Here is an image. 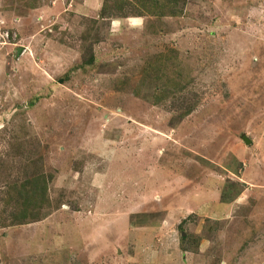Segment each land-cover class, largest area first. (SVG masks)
I'll return each instance as SVG.
<instances>
[{
    "label": "rangeland",
    "instance_id": "374dc122",
    "mask_svg": "<svg viewBox=\"0 0 264 264\" xmlns=\"http://www.w3.org/2000/svg\"><path fill=\"white\" fill-rule=\"evenodd\" d=\"M0 30V264H264V0H0Z\"/></svg>",
    "mask_w": 264,
    "mask_h": 264
},
{
    "label": "built area",
    "instance_id": "2783aa9c",
    "mask_svg": "<svg viewBox=\"0 0 264 264\" xmlns=\"http://www.w3.org/2000/svg\"><path fill=\"white\" fill-rule=\"evenodd\" d=\"M11 34L8 30H0V47L10 44Z\"/></svg>",
    "mask_w": 264,
    "mask_h": 264
},
{
    "label": "crops",
    "instance_id": "0c3cea01",
    "mask_svg": "<svg viewBox=\"0 0 264 264\" xmlns=\"http://www.w3.org/2000/svg\"><path fill=\"white\" fill-rule=\"evenodd\" d=\"M74 222H75V220H78V219H76L75 217H74ZM70 226H66V227H62V231H65V233H66V235H69V233H70V231H68V229L71 227V228H73L74 229V227H76V225H74V224H69ZM87 226H88V229H87V231L85 232V233H82V235H88L89 233V230H91V228H89L90 227V225H88V224H86ZM86 225H84V224H81V227H80V229L82 228V226H86ZM64 228V229H63ZM75 230V229H74Z\"/></svg>",
    "mask_w": 264,
    "mask_h": 264
}]
</instances>
